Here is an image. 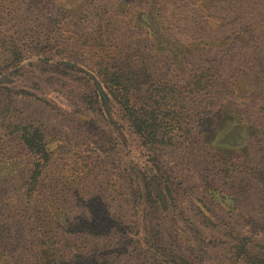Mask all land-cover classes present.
Listing matches in <instances>:
<instances>
[{
  "label": "rangeland",
  "instance_id": "rangeland-1",
  "mask_svg": "<svg viewBox=\"0 0 264 264\" xmlns=\"http://www.w3.org/2000/svg\"><path fill=\"white\" fill-rule=\"evenodd\" d=\"M262 17L264 0H0V264H49L54 240L73 264H264V88L205 93L210 62L232 80L264 52ZM101 67L153 96V145L102 102ZM22 130L50 154L32 188Z\"/></svg>",
  "mask_w": 264,
  "mask_h": 264
},
{
  "label": "trees",
  "instance_id": "trees-1",
  "mask_svg": "<svg viewBox=\"0 0 264 264\" xmlns=\"http://www.w3.org/2000/svg\"><path fill=\"white\" fill-rule=\"evenodd\" d=\"M259 21H261V23H259L260 25H264V17H262V19ZM157 23L158 22L155 21V25H157ZM256 26L259 27L258 24H256ZM248 31L249 30H241L235 32L236 34L231 33L226 37L228 38L227 40L224 38L222 40L218 39V42L216 43H214L216 40H209L212 42L210 43L212 45L210 46L207 44L209 47H206V49L208 50L209 48V51H212L211 53L218 54L224 47L234 46V43L236 42H240L241 44L247 43L246 41H248V34L244 32ZM246 46L249 47L248 45ZM243 58L245 57L243 56ZM263 60L264 52L260 50L254 54L253 58H250L249 60L246 58L241 63L233 64L232 67L234 66L233 69L236 71V74L232 77V80H227L229 77L226 76V73L222 72L224 70H229L231 68L230 65L227 68L220 70V73L216 71L217 74H215L210 72L212 71L211 63H214L210 62V68L205 70V93L212 92L218 94L219 91L215 90L214 88L217 85L215 83H219L222 85V89H220L222 95H228V97L231 98V94H236V91H239L242 84L251 83L252 79H255L258 82V85L261 88H264ZM233 61L236 63L239 60L236 58ZM123 71V69H118L114 72H110L107 70V68L101 67L98 72L99 76L101 77L98 85V92H100L99 95L102 97V102L104 104L107 101H111L114 105L118 106V109L122 112L123 117L132 127V132L142 140L144 145H153L155 141L154 135H152V133H154V129L148 128L147 122L141 117L155 111L156 105L153 104V100L151 99L153 96H151L149 93L146 95H141V79H139L135 74H132L130 70L127 72ZM235 97L236 95L233 96L234 99ZM230 103L235 107V109L232 108V114L238 117H233L236 120L231 128L238 133V131L242 130L244 127H250L244 120L239 118L236 104L234 102ZM227 137L228 136L225 135L226 140H223V144L228 143L227 140L230 137ZM20 138L22 139V144L25 146V149L33 158L31 162L30 176L27 180V187L32 188L38 185L41 174L50 159V154L42 142L41 135L38 134V132L29 133L25 130H22ZM147 148L153 149L154 146H149ZM164 189H167V192L169 193L168 186H164L163 188L156 186L152 188V193L148 192L150 199L153 201L152 203L159 202V199L160 201H165L163 192ZM156 208L157 207H152L151 213H154ZM50 215L53 218L54 223H58V215L61 216V219H65L64 214L62 215L61 213H56V209L54 211L51 210ZM62 227L64 226L62 225L61 228ZM48 244L49 246H46L47 248L44 249V252H47L45 255L48 257L49 264H73L71 262H67L69 261L67 254H57L56 244H58V241L54 240L53 242H48ZM54 250L56 251V254L54 253Z\"/></svg>",
  "mask_w": 264,
  "mask_h": 264
}]
</instances>
